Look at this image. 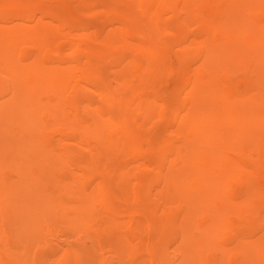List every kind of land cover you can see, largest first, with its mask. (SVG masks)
Listing matches in <instances>:
<instances>
[{
  "label": "bare ground",
  "instance_id": "6f19581e",
  "mask_svg": "<svg viewBox=\"0 0 264 264\" xmlns=\"http://www.w3.org/2000/svg\"><path fill=\"white\" fill-rule=\"evenodd\" d=\"M77 1L80 9H86L96 0ZM112 1L140 7L134 45L115 44L119 33L106 32L101 25H94L93 30L85 22L72 25L56 8L0 6V76L13 78L11 82L0 79V264H33L25 245L49 246L52 232L59 231L64 239L57 240L62 252L54 264H79L84 256L95 264H106L107 253L118 259L131 255L130 230L148 237V254L157 257L155 263L142 259L138 264L172 263L167 255L169 240L164 235L173 229L176 220L165 226L142 218L156 210L151 202L154 195L148 188L150 181L134 183L129 171L116 169L98 182L90 171L94 159H110L121 151L129 130L128 117L134 119L137 113L146 116L151 110L152 94H148L139 99L136 111L115 113L136 83L149 84L158 70L152 47L143 36L149 31L166 35L165 23L160 17L152 20L154 14L147 8L152 0ZM177 1L170 0V5ZM213 1L217 3V14L221 11V20L215 24L214 20L207 22L194 16L202 43L190 48L195 55L205 54L203 63L208 71L195 77L187 96H176L165 103L166 110L161 114L167 115L163 128L167 136L161 137L156 152L145 160V170L158 186L155 196L163 202V217L176 213L187 221L188 207L196 204L199 209H207L213 195L225 192V182L237 169V154L255 160L264 158L261 93L224 100L211 75V69L240 65L241 58L236 64L233 61L240 39L248 47L251 65L257 66L252 60L259 58L258 52L264 54V32L243 20L242 15L263 0ZM37 12L56 20V25L36 21ZM143 19L150 21L147 26ZM240 30H245L244 35ZM113 51L122 53L131 63L119 73L116 86H111L106 76L105 58ZM176 51L177 64L185 65L184 56L189 52L180 45ZM53 60L59 63L53 66ZM183 77L186 83L191 80L189 73ZM65 110L73 120L65 127L52 128L61 132L54 140L43 129L50 128L49 117ZM62 127L66 133L60 130ZM204 137L220 146L210 157L199 147L198 140ZM179 140L181 144H175ZM139 189L146 201L142 216L138 220L122 218L127 212L122 205ZM16 230L24 233L25 239L19 257L5 246L14 243L12 234ZM261 241L264 247V236ZM200 242L192 237L184 239L183 254H190L194 248L197 252ZM127 258L118 264H130Z\"/></svg>",
  "mask_w": 264,
  "mask_h": 264
},
{
  "label": "rangeland",
  "instance_id": "374dc122",
  "mask_svg": "<svg viewBox=\"0 0 264 264\" xmlns=\"http://www.w3.org/2000/svg\"><path fill=\"white\" fill-rule=\"evenodd\" d=\"M189 1L178 0L177 3L170 5V0H152L147 5V8L154 14L152 20L155 17H160V21L165 23L163 27L166 32L165 36L158 35L156 31H149L147 35L143 36V40L152 47V53L157 60L155 66L158 70L149 84L136 83L135 87L126 95L125 104L119 105L114 110L115 113L126 112L129 114L134 112L137 110L139 99L152 94L149 99L151 110L146 116L137 113L134 119L128 117L130 124L127 129L129 130H127L126 142L121 151L113 154L109 157L110 159L103 157L93 160L90 171L93 178L98 182L102 178L112 175L116 169H123L130 172L134 183L150 181L148 185L150 192L154 196L157 193V183L151 179L150 173L145 170V160L148 154L156 152L158 149L156 146L161 143V137L166 138L167 136L166 131L163 130L166 126L167 115L162 116L161 112L166 110L164 105L173 97L187 96L186 92L192 90L195 77H202L208 71V65L205 66L203 63L206 59L205 54L195 55L190 51V48L192 50L198 48L199 43H202L196 31L198 24L194 16L207 22L214 20L215 24L221 20L218 16L221 11L217 14L215 1L192 0L190 6ZM77 3H79L77 0H0V6L5 7L11 5L15 8H24L33 5L35 7L56 8L72 25L85 22L91 25L90 30H93L94 25H101V27H105L106 32L116 31L119 33L120 37L115 44L125 47L135 44L139 26L135 20H139L140 7L130 6L126 2L122 4L112 0H96L92 6L80 9ZM242 11L244 13L245 9L243 8ZM38 12L36 21L43 20L45 24L52 22L56 25V20ZM175 16H180V18L178 20L173 19ZM242 17L245 21L249 20V23L259 31L264 32V28H261L264 26V0L258 1ZM149 22L148 19H143L144 26H147ZM244 32L245 30H240L242 35ZM244 44L240 39L239 48L233 52L234 63L236 64L237 60L241 58L240 65H233L226 69L221 67L211 69L215 89L219 91L220 96H224V100L235 101L241 96L251 97L258 92L264 99V54L258 52L259 58L252 60V62L256 61L257 66H252L250 58L247 57L248 47ZM178 45L185 47L189 52L184 56L185 65L183 66L177 64L176 55L179 50H176ZM106 57L107 80L111 86H116L119 73H122L131 63H128L124 59V55L118 51H113ZM159 59L165 60V62L159 63ZM53 61V66L59 63ZM257 69L259 70L258 77L255 75ZM186 73H189L191 77L188 83L183 77ZM0 79H3V82L13 80L12 77H7L4 74L2 77L0 76ZM259 88L261 89L259 90ZM72 120L73 117L67 110L61 114L60 112L59 114L55 113L49 117L50 128L43 129V131L48 137L58 140L61 132L52 128L58 125L59 128L61 125L65 127ZM64 127L60 130L66 133L67 130ZM14 129L16 128L14 127ZM198 142L199 147H202L204 151V155L210 157L219 151L217 149L220 146L215 145L210 137L199 139ZM175 144L180 145L181 141L179 140ZM236 157L239 159L237 169H234V174L225 182V192L219 196L213 195L209 200L210 206L207 209H199L196 204L191 209L188 207L187 221L182 216L174 215L176 213H172L168 217L161 216L160 210L163 202L157 200V196H153L151 201L156 210L154 212L148 211L142 216L146 201L140 189L131 195L129 194L126 204L122 205L127 210L122 218L138 220L142 216V218L148 219L147 221L152 219L156 223L165 224V226L169 225L168 222L176 220L173 229H169L164 235L169 240L167 255L169 261L172 262L171 264H264V247L263 241H261L264 236V158L262 157L263 160L261 158L255 160L252 157L250 159L246 154H237ZM29 169L36 171L35 166H30ZM68 169L69 167H64V170L67 171ZM186 222L190 225L185 233L188 225ZM23 234L16 230L12 234L14 243L5 245L9 247L7 250L13 251L14 256L19 257L20 246L25 243ZM63 234L62 231L52 232L49 246L25 245L26 255L34 262L33 264H54L62 252L57 240L64 239ZM129 234L133 240L131 255L128 258L127 256H120L118 259L114 254L107 253L106 258L109 261L106 259V264H118L126 258L130 264H138L142 259H150L151 262L155 263L157 257L148 254L146 247L145 242L148 237L142 236L141 231L130 230ZM190 237L200 240L202 245L197 252L194 248L190 254L184 255L181 245L184 239ZM78 261L79 264H95V261L86 256L79 258Z\"/></svg>",
  "mask_w": 264,
  "mask_h": 264
}]
</instances>
